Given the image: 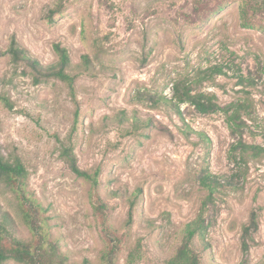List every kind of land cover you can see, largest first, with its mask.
Instances as JSON below:
<instances>
[{
  "label": "rangeland",
  "instance_id": "rangeland-1",
  "mask_svg": "<svg viewBox=\"0 0 264 264\" xmlns=\"http://www.w3.org/2000/svg\"><path fill=\"white\" fill-rule=\"evenodd\" d=\"M218 1L65 0L50 21L57 0H0V94L12 104L0 100L1 152L26 165L28 188L46 208L52 243L67 264L97 263L105 243L90 182L71 169L66 148L82 169H100L111 223L126 233L118 264L133 248L134 264H166L208 193L204 170L243 176L234 178L237 187L219 189L205 213L212 224L193 241L201 263L264 264V159L249 157L240 170L229 158L237 138L224 112L203 114L190 103L178 112L166 101L178 78L220 105L245 100L251 112H244L243 138L264 145V15L255 17L261 27H244L240 0H230L208 17ZM13 37L43 65L57 62L56 43L66 47L69 72L78 75L75 97L62 80L35 82L25 62L13 63ZM254 209L259 228L243 251L242 227ZM5 214L15 236L32 239L14 192L0 182Z\"/></svg>",
  "mask_w": 264,
  "mask_h": 264
},
{
  "label": "trees",
  "instance_id": "trees-1",
  "mask_svg": "<svg viewBox=\"0 0 264 264\" xmlns=\"http://www.w3.org/2000/svg\"><path fill=\"white\" fill-rule=\"evenodd\" d=\"M230 3V0L218 1L210 11L208 17L221 11ZM65 10V0H57L55 5L50 9L47 15L50 21L58 13ZM239 12L241 24L247 28H257L262 25L255 21L258 15H264V0H240ZM54 48L58 54L56 63L43 65L38 59L31 57L28 50L22 47L15 37L12 38L11 44L7 52L11 54L13 63L17 64L21 61L25 62L34 73V81L54 77L62 80L69 88L71 96L75 97V81L77 74L69 72L71 58L66 47L56 43ZM84 61L89 64L88 55H84ZM221 71V69H219ZM244 77L240 75V82L243 83ZM251 84L255 80L249 77ZM173 94L171 98L166 99L167 102L180 112L182 103H190L197 111L203 114L222 111L226 114V121L231 134L237 138L232 144L229 158L237 165L240 170L247 165L248 158H263L264 145L248 143L243 138V133L247 127L244 112L250 113V109L245 100L235 101L226 105H220L215 94H208L205 91H196L192 85V81L186 78H178L172 85ZM149 99L154 104L158 103L159 98L149 94ZM0 100L4 101L6 106L12 107L9 98L0 94ZM78 114V112H77ZM146 122V121H145ZM71 169L79 176L90 182V194L93 210L99 224L102 239L105 243L104 249L100 253L97 263L90 262L85 259L86 264H118L120 251L126 244V233H120L111 223L110 206L103 200L99 191V174L100 169L94 171L82 169L78 166L76 157L71 153L69 148L63 151ZM236 176H243L239 171L230 177L218 176L204 170L199 176L201 185L207 189V195L203 199L200 211L195 218L189 221L183 231L182 241L177 248L176 253L166 261V264H202L200 257L193 247V241L196 237L205 238L208 228L212 221L207 220L205 213L211 205H215L216 192L224 187H237L234 182ZM29 171L19 156L13 159L5 157L0 148V182H4L6 186L15 194L19 202L23 215L24 224L32 231L33 237L25 240L22 237L15 236L7 223V214L0 217V264H7L9 260H16L24 264H67L65 255L55 247L51 240V229L48 217L44 214L46 208L34 196L33 192L28 188ZM259 214L256 209L251 213L249 221L242 227V249L248 251L250 241H253V233L259 228ZM132 211L128 219V225L132 222ZM139 257V251L133 248L128 251L126 264H134Z\"/></svg>",
  "mask_w": 264,
  "mask_h": 264
}]
</instances>
